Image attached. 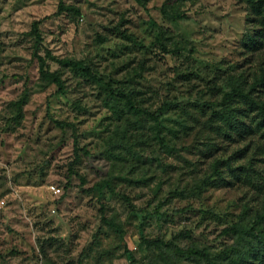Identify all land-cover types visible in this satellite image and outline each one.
<instances>
[{"label":"rangeland","instance_id":"rangeland-1","mask_svg":"<svg viewBox=\"0 0 264 264\" xmlns=\"http://www.w3.org/2000/svg\"><path fill=\"white\" fill-rule=\"evenodd\" d=\"M164 1L0 0V202L5 201L0 264H129L124 246L107 227L97 247L94 234L103 225V212L124 225L125 242L139 261L151 254L144 238L171 242V251L174 245L187 249L192 237L211 249L231 242L220 236L221 230L237 219L250 187L227 171L226 181L214 178L198 194L187 189L215 158L235 156L250 140L239 139L237 132L229 139L211 131L213 146L196 128L179 144L187 148L178 145L179 151L169 154L153 139L141 152L143 159L150 157L145 162L151 173L138 183V171L119 174L116 156L108 152L115 126L100 85L50 60L53 70L64 72L68 92L59 93L55 84L39 86L36 38L30 34L35 21H41L42 54L49 49L61 58L85 60L103 75L122 80L115 85L123 87L132 82L143 88L141 79L127 75L145 60L144 88L154 89L157 104L167 95L179 99L203 115L204 123L210 110L201 112L198 103L212 101L209 88L228 89L230 76L248 74L259 64L243 45L253 28L249 5L246 0H195L188 18L169 22L162 13ZM60 3L79 7L81 15H55ZM153 22L164 31L171 54L161 53L157 44L148 52L122 46L129 40L120 30L146 36L150 44L157 31ZM100 35L107 38L102 46L97 45ZM27 90L29 100L15 116L10 103ZM56 120L70 125L61 127ZM108 177L114 178L116 195L104 199L91 189ZM123 195L139 210L153 213L159 207L160 213L144 217L133 212Z\"/></svg>","mask_w":264,"mask_h":264},{"label":"trees","instance_id":"trees-1","mask_svg":"<svg viewBox=\"0 0 264 264\" xmlns=\"http://www.w3.org/2000/svg\"><path fill=\"white\" fill-rule=\"evenodd\" d=\"M194 1L165 0L162 6L164 18L169 22H178L188 18L192 10L191 4ZM246 1L250 9L248 17L253 23V28L245 33L243 45L246 50L255 53L259 64L248 74L241 71L235 77L230 76L227 81L228 89L209 88L206 94L213 89L212 101H204L208 103L201 106L199 104L202 103H198L201 112L210 110L204 123L201 122L203 115L199 116L196 111L189 109L179 99H172L167 95L157 104L154 89L144 88L146 87L143 83L144 72L147 66L145 60L138 63L139 68L132 69L127 75L133 80L141 79L139 84L143 88L134 86L132 82L125 84L124 87L116 86L115 84L122 80L103 75L85 60L72 57L61 58L49 49H45V53L42 54L44 38L40 31L41 21L33 23L30 34L36 38L33 56L39 62L41 89L55 84L59 93L68 92L67 83L63 77L64 72L53 70L50 60L56 61L65 68L68 67L78 77H86L103 88L104 103L112 111L111 118L115 126L108 138V152L116 156L115 165L119 164L121 167L119 174L132 175L138 171L140 175L137 178L138 183L144 182L145 175L151 172L146 170L148 165L145 162L150 157L147 155L148 158L143 159L142 147L143 144L153 142V139L158 141L161 149L169 154L177 151V146L196 128H198L197 133L202 134L204 139H209V144L213 146L215 143L211 131L215 134L221 133L229 139H232L234 132H237L239 139L250 140L242 149L235 151V156L230 155L228 159L222 156L215 158V161L204 171L203 178H195L192 188L187 189V191L198 194L214 178L226 181L227 171L231 172L236 181L250 187L251 196L243 204L237 219L221 230L220 236L230 238L231 242L223 241L221 247L218 245L217 249H211L210 245L192 237L187 249L174 245V250L171 251V242H166L162 238H144L151 254L146 260L139 261L125 242L124 225L115 217H108L103 212V225L94 234L98 243L97 247L101 242L100 234L104 227H107L108 231L115 232L120 246H124V253L130 259L129 264H178L181 260L187 264H264V0ZM66 11L71 12L74 17L81 15L79 7L64 3H60L55 15H61ZM153 26L157 31L150 44L146 36L120 30L122 36L129 40L128 43H122V46L129 50L139 46L144 52H148L157 44L161 53L171 54L172 49L161 26L156 22H153ZM106 40L105 36L100 35L97 45L102 46ZM30 95L31 93L27 90L18 100L10 103L15 116L22 114ZM56 122L61 127L70 125L65 121L56 120ZM206 127H209L208 132ZM180 147L187 148L188 146L179 145V150ZM244 155L246 158L241 160V156ZM76 157V160L80 158L78 153ZM129 180H134V177ZM113 181V177L103 179L91 190L98 191L100 197L104 199L109 193L110 196H115L116 189ZM122 197L133 212L143 213L144 217L160 213L159 207L153 213L139 210L129 196L123 195ZM102 210H105V205ZM107 253L109 256L114 254L110 250Z\"/></svg>","mask_w":264,"mask_h":264},{"label":"built area","instance_id":"built-area-1","mask_svg":"<svg viewBox=\"0 0 264 264\" xmlns=\"http://www.w3.org/2000/svg\"><path fill=\"white\" fill-rule=\"evenodd\" d=\"M52 190L55 192V193H61V188L59 187H56V186H52ZM5 204V201H1L0 202V209L3 207V205Z\"/></svg>","mask_w":264,"mask_h":264}]
</instances>
